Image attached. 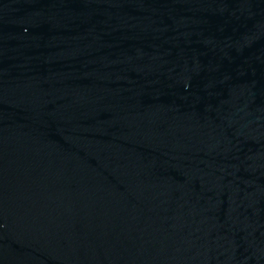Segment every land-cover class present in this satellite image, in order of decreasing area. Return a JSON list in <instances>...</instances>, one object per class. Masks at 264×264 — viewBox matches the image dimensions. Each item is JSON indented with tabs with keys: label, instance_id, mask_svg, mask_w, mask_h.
Segmentation results:
<instances>
[{
	"label": "water",
	"instance_id": "95a60500",
	"mask_svg": "<svg viewBox=\"0 0 264 264\" xmlns=\"http://www.w3.org/2000/svg\"><path fill=\"white\" fill-rule=\"evenodd\" d=\"M0 264H264V0H0Z\"/></svg>",
	"mask_w": 264,
	"mask_h": 264
}]
</instances>
